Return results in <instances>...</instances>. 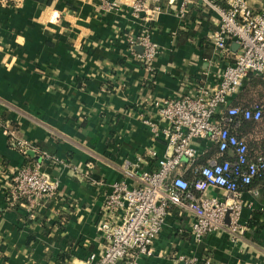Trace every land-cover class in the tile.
I'll return each mask as SVG.
<instances>
[{
  "label": "crops",
  "instance_id": "crops-1",
  "mask_svg": "<svg viewBox=\"0 0 264 264\" xmlns=\"http://www.w3.org/2000/svg\"><path fill=\"white\" fill-rule=\"evenodd\" d=\"M137 1L0 0V264H87L92 252L101 253L105 240L97 224L110 184H136L124 166L154 170L167 153L166 123L159 121L156 135L143 116L156 121L155 100L192 93L230 61L207 41L218 27L214 12L192 2L182 18L162 0L160 10L148 1L153 11L135 13ZM249 2L264 6V0ZM147 33L160 47L152 71L142 47L129 41ZM8 128L47 153L45 160L30 154L59 180L66 198L43 203L36 219L7 199L17 169L31 161L13 147ZM242 135L264 150V124L257 134ZM198 142L201 152H214L208 141ZM257 187L242 194L240 239L225 232L197 241L190 214L172 207L152 254L137 264H186L192 257L203 264H264V195ZM208 195L227 198L219 188Z\"/></svg>",
  "mask_w": 264,
  "mask_h": 264
},
{
  "label": "built area",
  "instance_id": "built-area-1",
  "mask_svg": "<svg viewBox=\"0 0 264 264\" xmlns=\"http://www.w3.org/2000/svg\"><path fill=\"white\" fill-rule=\"evenodd\" d=\"M148 1L155 3V10L161 9L162 0H138L134 12L153 11ZM168 2L182 18L192 2L214 12L218 27L208 34L207 41L230 61L216 72L211 83L195 84L192 93L155 100L156 121L143 116L145 125L156 135L159 121L166 123L163 131L167 137V153L157 158L154 170L139 171V166L127 163L124 169L132 170L130 174L135 176L136 184L130 185L127 180L110 184L97 224L105 240L104 250L92 252L87 264H137L141 256L151 255L172 207L190 214L192 234L197 241L208 234L225 232L233 241L240 239L242 194L249 190L244 187L264 172V154L253 155L247 137L239 136L234 130L239 127L240 118L254 122L264 119L261 103L254 102L248 108L234 104V99L252 78L264 81V6L255 9L249 0H227L224 4L216 0ZM111 7L119 8L116 3ZM129 41L132 46L143 48L142 61L152 71L159 45L149 33ZM233 44L238 45L237 50L232 49ZM7 133L13 147L25 157L37 153L43 160L49 158L35 144L20 137L16 129L8 128ZM198 141H208L218 152L207 163L196 165L208 151L201 152ZM152 154L157 156L156 152ZM192 167L193 177L187 179L185 172ZM212 188L225 191L226 200L209 196ZM7 199L11 206L23 204L29 219H36L43 203H65L66 198L59 195V180L42 170L40 160H31L17 169L7 189ZM60 215L62 223L66 222L64 213ZM185 263L203 264L196 257L186 259Z\"/></svg>",
  "mask_w": 264,
  "mask_h": 264
},
{
  "label": "trees",
  "instance_id": "trees-1",
  "mask_svg": "<svg viewBox=\"0 0 264 264\" xmlns=\"http://www.w3.org/2000/svg\"><path fill=\"white\" fill-rule=\"evenodd\" d=\"M221 4H224V0H216ZM254 79V81H252ZM251 81L252 83L249 85L248 89L244 90L243 93L240 94V96L235 99L234 104L241 107V108H248L250 107V105L254 102H259L263 105L264 101V91L262 89H259L258 86V80L257 78H253ZM261 90V91H260ZM263 124H264V119L261 122H254L252 120H244L243 118H240V125L238 127V132L236 131V133L241 136L244 133H247L249 135L252 134H257L258 132L261 131V129H263ZM10 139V138H9ZM254 144V142L251 143V141H249L248 145H249V149L250 152L253 155L256 154H264V150L260 151L259 149H255L254 146L252 145ZM214 152L211 153L210 155H203L201 156L196 165L199 164H205L207 163L208 159L212 156H215L217 154V149L216 147H214ZM44 152V151H42ZM33 157L31 154H29V156H27V159L32 160ZM37 159V158H36ZM193 173V171H192ZM190 179V178H189ZM257 186H260V190L262 192V194L264 195V172L261 173L259 176H257L250 185L244 187L245 189H252V188H258ZM19 204V203H18ZM260 212H253V223H257V221L259 220L260 216H259Z\"/></svg>",
  "mask_w": 264,
  "mask_h": 264
},
{
  "label": "rangeland",
  "instance_id": "rangeland-1",
  "mask_svg": "<svg viewBox=\"0 0 264 264\" xmlns=\"http://www.w3.org/2000/svg\"><path fill=\"white\" fill-rule=\"evenodd\" d=\"M255 78H257V80L259 81V82H258L259 89H262V90L264 91V81H263L262 79L258 78V77H255ZM252 81H254V79H253ZM252 81H249V82L245 85V88L243 89L242 93L244 92V90H245L246 88L248 89V87H249V85L252 83ZM247 89H246V90H247ZM260 91H261V90H260Z\"/></svg>",
  "mask_w": 264,
  "mask_h": 264
},
{
  "label": "water",
  "instance_id": "water-1",
  "mask_svg": "<svg viewBox=\"0 0 264 264\" xmlns=\"http://www.w3.org/2000/svg\"><path fill=\"white\" fill-rule=\"evenodd\" d=\"M237 48H238V45L237 44H233L232 45V49L233 50H237ZM141 49H143V48H141ZM227 222H229V216L227 217Z\"/></svg>",
  "mask_w": 264,
  "mask_h": 264
}]
</instances>
